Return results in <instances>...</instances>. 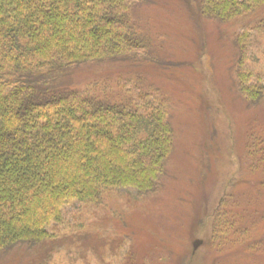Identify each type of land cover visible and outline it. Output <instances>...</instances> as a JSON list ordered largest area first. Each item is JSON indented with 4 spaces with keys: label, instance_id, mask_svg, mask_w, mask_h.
Here are the masks:
<instances>
[{
    "label": "trees",
    "instance_id": "16d2710c",
    "mask_svg": "<svg viewBox=\"0 0 264 264\" xmlns=\"http://www.w3.org/2000/svg\"><path fill=\"white\" fill-rule=\"evenodd\" d=\"M154 1L0 0V264H25L26 250H34L35 264H48L43 258L55 246L91 236L82 223L72 234L51 231L74 202L88 207L111 190L146 197L163 188L174 126L162 87L150 85L159 96L138 104L125 86L109 96L72 88L71 81L91 65L119 64L140 82V67L186 68L185 61L164 59L135 20L137 8ZM177 1L195 24L202 18L240 27L233 40L237 90L248 107L260 105L264 84L253 80L247 64L250 23L263 24L264 0ZM250 137L257 146L248 148L245 171L257 174L264 171V139ZM256 186L262 192L264 180ZM251 205L253 227L264 219V205L258 198ZM247 230L235 222V234ZM260 246L263 241H253L246 254L253 258Z\"/></svg>",
    "mask_w": 264,
    "mask_h": 264
},
{
    "label": "rangeland",
    "instance_id": "374dc122",
    "mask_svg": "<svg viewBox=\"0 0 264 264\" xmlns=\"http://www.w3.org/2000/svg\"><path fill=\"white\" fill-rule=\"evenodd\" d=\"M135 14L136 22L151 35L160 55L166 60L185 61L186 68L162 72L153 66L140 67L135 73L144 79L140 82L119 64L91 65L74 73L72 88L92 93L105 90L111 96L125 86L133 91L129 95L134 101L141 104L159 96L150 85L162 87L171 104L174 126L168 176L156 195L144 197L134 189H116L106 192L99 205H68L64 222L51 231L57 237L72 234L74 227L80 228L82 223L92 235L79 243L69 241L59 248L55 246L43 261L264 264V247L255 249L253 258L246 254L251 253L247 245L250 247L253 241L264 242V219L253 227L249 221L255 198L264 205V190L256 189L264 180V171H245L250 162L246 157L251 152L248 148L253 152L257 146L250 135L264 139V101L248 107L237 90L238 55L233 40L240 27L209 23L202 18L195 24L177 0H155L139 6ZM250 24L251 59L247 67L253 80L264 84V22L256 25L254 20ZM126 75L132 82L126 80ZM237 205L245 213L238 209L240 216L235 221L231 217ZM235 222L242 229L249 228L245 242L244 236L235 234ZM163 239L171 251L169 246L164 248L167 245ZM195 239L203 242L193 253ZM34 255V250H26L25 264H35Z\"/></svg>",
    "mask_w": 264,
    "mask_h": 264
},
{
    "label": "water",
    "instance_id": "95a60500",
    "mask_svg": "<svg viewBox=\"0 0 264 264\" xmlns=\"http://www.w3.org/2000/svg\"><path fill=\"white\" fill-rule=\"evenodd\" d=\"M202 240L201 239H195V241L193 242V252L196 251L198 249V247L202 244Z\"/></svg>",
    "mask_w": 264,
    "mask_h": 264
}]
</instances>
